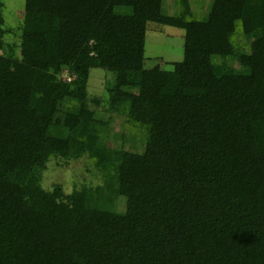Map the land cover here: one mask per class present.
<instances>
[{
	"label": "trees",
	"instance_id": "1",
	"mask_svg": "<svg viewBox=\"0 0 264 264\" xmlns=\"http://www.w3.org/2000/svg\"><path fill=\"white\" fill-rule=\"evenodd\" d=\"M3 8L0 264H264V0H25L17 34ZM152 25L184 32L171 70L146 67ZM83 157L100 185L42 187Z\"/></svg>",
	"mask_w": 264,
	"mask_h": 264
},
{
	"label": "rangeland",
	"instance_id": "2",
	"mask_svg": "<svg viewBox=\"0 0 264 264\" xmlns=\"http://www.w3.org/2000/svg\"><path fill=\"white\" fill-rule=\"evenodd\" d=\"M2 2L5 25L16 32L14 34H17L23 18L25 0H2ZM226 27L227 30L230 29L228 26ZM183 36L184 32L176 28L150 26L145 45L146 67L159 64L162 68L171 70L173 63L181 62L183 59ZM16 40L17 37L12 34L6 38L8 43L16 42ZM247 67L246 58H241L239 68L243 73H247ZM109 80V74L103 70L94 69L90 73L88 95L91 99L97 98L100 101V106H90L101 113H104L107 107L105 84ZM121 111L120 116L125 113L123 110ZM113 123L110 142L112 146L123 143L125 148L130 151L141 152L143 150V143L138 137H134L135 135L126 129L121 130V117L115 118ZM101 183V176L85 157L77 161L52 158L43 172L41 185L45 190H51L53 185L58 184L66 194H69L83 186H97ZM123 209L124 203L120 201L118 210L123 211Z\"/></svg>",
	"mask_w": 264,
	"mask_h": 264
}]
</instances>
